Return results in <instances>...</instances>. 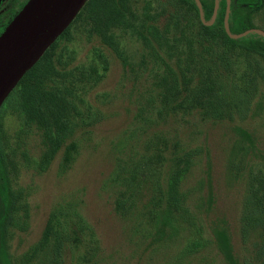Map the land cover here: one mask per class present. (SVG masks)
Here are the masks:
<instances>
[{"label": "rangeland", "instance_id": "obj_1", "mask_svg": "<svg viewBox=\"0 0 264 264\" xmlns=\"http://www.w3.org/2000/svg\"><path fill=\"white\" fill-rule=\"evenodd\" d=\"M146 2L150 17L158 16L161 28L171 23L169 36H176L159 53L143 38L115 27L119 54L80 20L71 23L68 37L58 39L57 67L78 72L94 65L98 74L86 71L78 79L76 73L79 113L47 162L43 130L35 123L27 128L17 179L26 194L27 216L25 209L18 210L12 237L13 255L21 264H227L214 241L218 222L228 226L240 264L260 258L259 235L243 226L255 205L250 200L255 188L262 185L256 193H264V159L256 153L264 152V76L259 72L264 73V58L234 45L223 61L216 53L206 54L207 61L196 55L186 63L181 50L188 35L179 32L185 8L180 6L179 23H174L169 13L179 0H136L137 9ZM251 20L264 27V3ZM197 38L192 43L199 51ZM168 68L179 75L180 90L164 102L160 90ZM205 81L203 94L224 98L213 101L222 110L219 115L193 100ZM69 89L72 100V84ZM7 110L18 109L11 104ZM12 121L13 126L21 122ZM237 126L252 134L254 147ZM186 152L192 162L179 183L186 219L175 234L155 242V215L166 198V171L173 162L169 157Z\"/></svg>", "mask_w": 264, "mask_h": 264}, {"label": "trees", "instance_id": "obj_2", "mask_svg": "<svg viewBox=\"0 0 264 264\" xmlns=\"http://www.w3.org/2000/svg\"><path fill=\"white\" fill-rule=\"evenodd\" d=\"M179 2L181 3L178 4L179 7L174 12H170L169 15L173 18L174 23H179L176 16L181 5L185 8L182 11L184 20L183 23L180 22L179 32L182 35H185V33L188 35L187 48L186 50H181L185 54L184 60L186 63L196 55L201 56L203 60L207 61L206 54L215 55L216 53H218L219 58L223 61L227 58L226 50L233 48L234 45L264 58V37L261 34L249 32L240 37L233 38L225 31L223 18L226 0H219L217 14L211 24L203 22L195 0H179ZM200 2L203 18L209 19L213 11L214 0H200ZM263 3L264 0H230L228 21L231 31L240 32L248 27L255 26L251 20L252 15L262 7ZM147 5H149L148 2L139 10L136 6V0H86L71 23L75 20L88 23L90 31L97 34L102 41L112 46L119 54L121 53L118 48V40L113 31L115 27L127 29L136 34L137 37L143 38L147 46H151L154 52L159 53L158 49L166 46L170 40L174 43L176 36H169V25L171 23L167 22L161 28L158 25V16L154 15L150 17L149 6ZM71 23L48 46L30 69L22 75L14 88L5 97V101L14 105L18 109L17 111L26 113L28 126L35 123L43 130V138L46 144V151L43 157L44 163L53 156L55 151L64 142L71 125L72 130L75 125L76 115L79 113L74 100V97L77 96L75 93V83L77 80L74 78L76 73L80 75L78 79L85 76L86 71L88 73L91 72V74L92 72L98 74V70L94 65L89 66L86 71L79 69L78 72L74 68L67 70L56 66V63L60 62V55L56 52L58 39L63 36H69ZM234 27L238 28V30H235ZM262 28L264 29V27ZM196 35L199 44H201L199 51L192 43V37ZM177 57L180 59V56ZM206 65L208 66L209 64ZM183 70L184 68L182 67L179 69V71H182L179 75L181 81L186 84L188 76ZM259 72L264 76L262 71L259 70ZM70 75H72V79L69 78ZM179 75L172 68H168L167 73L163 74L165 85L160 91L164 102L172 100L173 97L171 96H176L179 92ZM60 79L62 80L60 81ZM65 79L69 81L66 83ZM93 79L97 78L94 77ZM70 84H72V100L69 97L71 94V90L69 89ZM204 84L205 86L198 88L195 93L193 92V100L198 103L202 101L205 108L210 109L213 115H219L222 110L215 107L213 101L223 100L224 98L218 97V94L216 95V99L203 94V91L208 86L206 85V81ZM240 99L242 101L237 102V106L245 103L248 96L244 98L240 97ZM236 130L243 139L247 140L254 147L253 136L247 129L237 126ZM256 153L264 159L263 151ZM169 159L173 162H171L166 171V198L160 203L159 210L155 215V229L152 234L155 242L163 241L175 234L178 228L182 227V218L186 219L184 214L186 210L182 205L184 194L179 191V183L191 165L190 152H186L184 155L172 154ZM257 181L259 183L263 181V178ZM259 187H262V185L255 188L254 193L250 197V200L254 201L255 205L250 210V214H245L246 221L243 226V231L253 229L260 237L259 242H257V252L260 258L258 261L253 260L251 264H264V193L262 195L256 193L259 191ZM162 198L159 197L158 201ZM207 201L208 204L212 202L211 188L208 190ZM51 227V220H49L44 231V241H47ZM213 236L215 245L227 264H240L239 254L235 252L228 226L219 222L215 223ZM189 244L193 247L195 246L194 241H190ZM189 244L185 249L189 248Z\"/></svg>", "mask_w": 264, "mask_h": 264}, {"label": "water", "instance_id": "obj_3", "mask_svg": "<svg viewBox=\"0 0 264 264\" xmlns=\"http://www.w3.org/2000/svg\"><path fill=\"white\" fill-rule=\"evenodd\" d=\"M86 0H27L0 33V105L22 75L39 59L48 46L71 23ZM205 24L217 14L219 0H214L209 19L202 16L200 0H195ZM230 0H226L223 23L227 34L237 38L249 32L264 37V29L251 26L240 32L229 27Z\"/></svg>", "mask_w": 264, "mask_h": 264}, {"label": "flooded vegetation", "instance_id": "obj_4", "mask_svg": "<svg viewBox=\"0 0 264 264\" xmlns=\"http://www.w3.org/2000/svg\"><path fill=\"white\" fill-rule=\"evenodd\" d=\"M26 1L0 0V33ZM9 106L11 103L6 105L5 99L0 105V264H21V259L13 255L12 237L18 210L25 209L27 216L26 194L19 188L17 179L23 166L25 149L21 146L26 144L28 123L26 113L7 110ZM14 118L21 121L19 126H13ZM27 260V255L23 256V261Z\"/></svg>", "mask_w": 264, "mask_h": 264}]
</instances>
